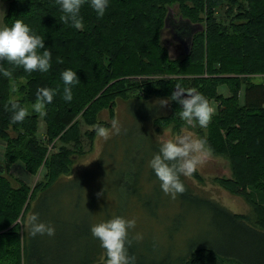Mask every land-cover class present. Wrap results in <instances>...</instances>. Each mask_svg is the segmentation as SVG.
I'll list each match as a JSON object with an SVG mask.
<instances>
[{
    "label": "trees",
    "instance_id": "trees-1",
    "mask_svg": "<svg viewBox=\"0 0 264 264\" xmlns=\"http://www.w3.org/2000/svg\"><path fill=\"white\" fill-rule=\"evenodd\" d=\"M7 1L4 26L21 19L44 37L52 67L47 73L31 74L16 68L11 79L0 73V139L5 143L0 161V264H102L105 251L90 227L114 215L135 219L137 227L129 229V239L142 235L140 222L144 217L148 221L143 229L147 240H132L129 248L136 264H218L221 260L264 264V0H109L99 19L85 3L82 31L60 20L63 13L56 0ZM218 10H223L220 18L215 16ZM163 34L173 38L179 49L176 57L166 56ZM58 57L63 63L57 62ZM0 65L12 67L6 61ZM67 69L75 71L79 80L71 86V102L62 99L61 73ZM253 76L260 79L253 81ZM18 78L24 79L23 84L15 83ZM177 83L214 100L215 114L204 128L203 139L211 153L227 161L230 172L217 178V183L243 196L253 216L231 212L197 194L183 176L186 191L178 194L172 209L160 211L157 202L141 197L147 184L158 181L145 162L134 159L139 158L142 140L146 138L156 153L159 142L152 125L172 131L185 126L177 102L164 108L155 104L169 98ZM220 84L226 87V96L217 93ZM38 88L58 89L39 112L32 107ZM117 100L125 101L126 108L119 136L108 141L111 146L100 151L93 167L69 177L81 137L89 144L93 125L107 126L97 115L102 110L111 114ZM9 101L28 110L22 123L11 122L12 113L5 110ZM39 119L44 124L42 138L36 136ZM83 125L91 128L81 131ZM200 129L197 126L196 133ZM119 154L123 160L110 165ZM127 159L132 167L123 168ZM16 161L27 173L43 170V180L31 192L21 180L13 179L12 184L8 179V165ZM118 190L123 192L117 194ZM36 199L35 214L54 226L55 235L38 234L24 244L17 219L21 221ZM177 206L183 214L187 207L211 211L214 228L210 230L220 238L194 243L190 232L180 233L175 226L183 214ZM81 207L86 213L83 219H79ZM153 222L165 224L160 238ZM179 233L180 241H174Z\"/></svg>",
    "mask_w": 264,
    "mask_h": 264
},
{
    "label": "clouds",
    "instance_id": "clouds-1",
    "mask_svg": "<svg viewBox=\"0 0 264 264\" xmlns=\"http://www.w3.org/2000/svg\"><path fill=\"white\" fill-rule=\"evenodd\" d=\"M85 3L97 13V17L102 18L109 6V0H56L60 6V20L66 24L82 31L84 29V20L81 16V8ZM44 37L37 35L21 19H15L9 26L0 27V61H6L11 68H5L0 65V73L5 78L11 79L13 71L16 68H23L26 73L50 71L52 64V53L45 49ZM43 50V51H41ZM58 63H63L57 58ZM64 82L62 99L65 102H71L73 99L72 87L79 83L76 72L67 69L61 73ZM171 96L166 99H158L155 104L159 108L167 107L171 101L181 105L179 117L189 124L196 122L199 127L207 128L210 124L215 108L211 102L200 93L196 88H185L177 83L174 86ZM58 89L38 88L36 92V102L34 108L36 111L44 109L46 104L53 101ZM5 110L10 111L11 122L13 124L22 123L28 116V110L18 102L9 101L5 105ZM98 137L108 140L110 135H118L121 132V125L117 119L111 121V128L97 123L93 125ZM159 137V149L153 154L148 166L153 170L156 178L160 181L162 192L176 199L178 194L186 191L181 176H192L197 168L206 163L212 149L207 144V140L196 137L192 132H184L176 135L172 139ZM98 197L102 193L97 194ZM31 235H55V228L51 224H46L39 220L38 214H32L28 217ZM135 219H126L121 216H113L111 219L93 224L90 227L92 237L100 242V246L105 251V264H136V257L129 254V248L132 240L141 241L143 236L136 234L129 239V229L135 228Z\"/></svg>",
    "mask_w": 264,
    "mask_h": 264
},
{
    "label": "rangeland",
    "instance_id": "rangeland-1",
    "mask_svg": "<svg viewBox=\"0 0 264 264\" xmlns=\"http://www.w3.org/2000/svg\"><path fill=\"white\" fill-rule=\"evenodd\" d=\"M7 0H0V27H4L3 21H2V16L6 11V7H7ZM223 10H218L215 13V16L217 18H220L223 16ZM161 39V43L162 45L165 47V51H166V56L168 58H174L176 57V54L179 53V49L178 47H176L172 41L173 38L169 35H162V37H160ZM260 79L259 76H253L252 80L253 81H258ZM24 79L22 78H18L17 81L15 82L16 84L18 83H22L23 84ZM217 93L222 94L223 96H226L228 94V91L226 89V87L222 84L218 85L216 88ZM240 91L238 92V98L240 100ZM212 106L215 108V103L214 100L210 101ZM32 107L34 108V104L32 105ZM41 111V110H40ZM169 111L168 108H166L165 110V114ZM39 112V111H37ZM97 119L98 120H102L103 122L107 123L108 128H111V121L113 119H117L119 121L121 125V127L124 125L125 120H126V108H125V101L123 100H117L116 103L113 104L112 108H111V114L109 113V110L105 111L102 110L100 111V113L97 115ZM185 126L180 127V129H176L177 131H172L171 129H169L168 127H164V128H158L157 125H152L151 129L154 130L155 132V137L156 140L159 142V137L158 136H164L165 138L168 139H172L174 138L176 135H180L183 134L184 132L188 131V132H192L196 137L198 138H204L205 136V129L201 128L200 130L202 131L201 133H196L195 129L197 126H199L196 122H193L191 124H189L188 122L184 121ZM171 126V125H170ZM43 128H44V124L42 122V120H38L37 122V127H36V136H38V138H42V133H43ZM91 128V126H85L83 125V127H81V131L83 130H89ZM136 131V130H135ZM119 136L118 135H110V138L108 140H104L101 137H98L96 135V133L94 132V135L91 139V142L88 144L87 143V139L85 136L81 137V143L79 148L77 149V153L75 154L76 156H73V160H71L70 164H69V177L72 176L73 174L76 173H80V172H84L86 170H89L90 167H93L95 164V160L97 159L96 157L99 156L100 157V151L104 149V147L106 146H111V144L109 145V140L113 139L114 137ZM143 145L140 148V153H139V158H134L136 161H143L145 162V164H147L148 166V162L152 159L154 151L153 148L148 141L145 139L142 140ZM4 141L0 139V161H3V151H4ZM115 146H118V144H116ZM51 148V146H46V149ZM107 148V147H106ZM51 150V149H50ZM49 150V152H50ZM74 150V148H73ZM75 151V150H74ZM117 155V154H116ZM121 154H119L116 159L114 158L111 162L110 165H118V162L120 163L121 160H123V158H121ZM129 159H127L125 162H123L122 166L123 168H128V166L132 167V161L130 160L128 163ZM138 161V162H139ZM138 162H136L134 164L135 168H138ZM20 166V167H19ZM22 165L20 162L16 161V162H12L8 165L7 168V172L6 174H8L10 177H8V179L11 181V183L13 184V179L15 180H21L22 182H24L28 187H30V192L33 189L34 185L38 182V181H42L43 180V170L41 169V167H39L36 170V173H27L25 170L23 173V175L20 173V171H22L21 169ZM147 170H152L149 166L147 168ZM153 171V170H152ZM114 177L117 176V174L114 172L112 174ZM230 175L229 172V167H228V163L227 161L222 157V156H218V155H214L213 153H211L206 161L205 164L199 166L196 170V172L190 176V177H183L192 187V190L194 192H196L197 194H201L203 196L209 197L213 200H215L216 202H218L220 205H222L223 207H225L226 209L230 210L231 212H235L238 214H247L249 216H253V211L251 206L248 204V202L243 198V196H241L240 194L234 192V191H228L226 188H223L222 186H220L217 183V178L223 176V177H228ZM156 178V177H154ZM139 179V178H138ZM141 180V179H139ZM145 183V181H144ZM133 188H136L135 185L133 186ZM138 190V189H137ZM122 190H118L116 193H122ZM142 195L141 197L144 198H151L152 200H154L155 204L156 202L159 204V208L161 209L160 211H162V209H164L165 211L167 209H172L176 199H171L170 196L165 195L161 188H160V181L155 180L154 182H152L151 184H147V186L144 187L143 191L141 192ZM115 197V196H114ZM178 197V195H177ZM116 198V197H115ZM125 198V196H121L120 199V204L122 202V200ZM153 203V202H152ZM38 202L37 199L35 201H31L30 202V208L28 209V211H26L24 213V215L21 218V221H18V224L20 226V230L23 229L24 232V244L27 243V241L30 239V242H33V238H36L37 236L33 237L31 235V230H30V226L27 223L28 217L32 214L35 213V208L37 206ZM122 205V204H121ZM83 206V205H82ZM185 206H187V204H182L181 208H185ZM84 207V206H83ZM177 212H180V208L179 206L176 207ZM80 215H79V219H83L86 218V213L85 210L81 207L80 208ZM183 212H185V214H183V217L180 218V221L178 222V224L175 226L176 228H179L180 233H189L190 236V240L193 241L194 243H199L201 241H216L217 239H219L220 237L218 236V234H216V232L213 230L211 232L210 228H214V226L211 225V211L209 210H191L189 207H187ZM114 216H120V215H114ZM48 217V216H47ZM113 217V216H112ZM111 217V218H112ZM213 218V217H212ZM152 219V218H150ZM156 219V218H155ZM153 219V220H155ZM157 221V220H156ZM155 221V222H156ZM155 222L152 223V225L155 227V229L157 230V234L158 237L160 238V232L163 231V227L165 224L160 223L159 225L156 226ZM158 222V221H157ZM60 224L59 220L56 222V225L58 226ZM96 224V222H95ZM148 224V221L144 219L140 222V231L143 235V239L145 238L147 240V230H143L145 228V226ZM60 227V226H59ZM137 227V226H135ZM180 233L178 234V236L176 238H174V241H180L179 238L181 237ZM102 264H105V262H102ZM218 264H237L233 261H229V260H221L219 261Z\"/></svg>",
    "mask_w": 264,
    "mask_h": 264
},
{
    "label": "crops",
    "instance_id": "crops-1",
    "mask_svg": "<svg viewBox=\"0 0 264 264\" xmlns=\"http://www.w3.org/2000/svg\"><path fill=\"white\" fill-rule=\"evenodd\" d=\"M19 167H20V166H19ZM21 169H22V167H21ZM20 173L23 175V173H25V172H24V170L22 169V171H20Z\"/></svg>",
    "mask_w": 264,
    "mask_h": 264
}]
</instances>
